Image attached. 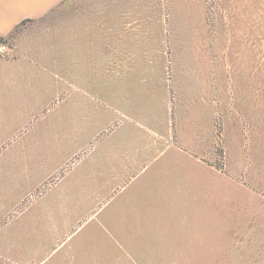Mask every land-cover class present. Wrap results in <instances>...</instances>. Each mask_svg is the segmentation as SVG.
<instances>
[{
	"label": "rangeland",
	"instance_id": "1",
	"mask_svg": "<svg viewBox=\"0 0 264 264\" xmlns=\"http://www.w3.org/2000/svg\"><path fill=\"white\" fill-rule=\"evenodd\" d=\"M23 49L0 264H264V0H0Z\"/></svg>",
	"mask_w": 264,
	"mask_h": 264
},
{
	"label": "crops",
	"instance_id": "2",
	"mask_svg": "<svg viewBox=\"0 0 264 264\" xmlns=\"http://www.w3.org/2000/svg\"><path fill=\"white\" fill-rule=\"evenodd\" d=\"M44 61L46 57L34 56L26 49L12 58L0 57V138L6 128L22 127L31 112L44 104L43 75L39 71Z\"/></svg>",
	"mask_w": 264,
	"mask_h": 264
}]
</instances>
